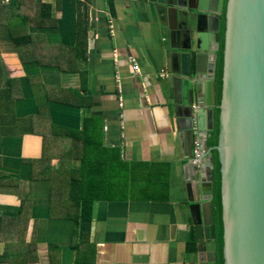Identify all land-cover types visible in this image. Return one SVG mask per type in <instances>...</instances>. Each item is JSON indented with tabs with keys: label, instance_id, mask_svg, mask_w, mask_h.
<instances>
[{
	"label": "crops",
	"instance_id": "1",
	"mask_svg": "<svg viewBox=\"0 0 264 264\" xmlns=\"http://www.w3.org/2000/svg\"><path fill=\"white\" fill-rule=\"evenodd\" d=\"M46 1L57 29L21 27L22 57L10 37L0 38V172L22 178L18 187H0L3 229L6 217L16 219L22 208L20 227H7L0 240V257L7 251L10 259L0 264H200L187 188L188 137L165 99L173 83L170 41L154 14L156 0ZM30 10L28 3L24 13ZM85 43L87 58L67 59V70L40 63L52 59L48 53ZM132 57L141 65L139 75ZM89 119L91 134H103V148L117 150L121 175L133 174L123 176L132 186L126 184V199L98 202L90 233L74 239L68 228L76 222L60 218L75 208L64 199L51 207L52 182L31 181L25 162L44 157L43 137L51 130L69 135L74 140L58 137L48 163L57 171L64 165L67 181L72 168L82 167L81 131ZM43 167L36 163L33 175L42 177Z\"/></svg>",
	"mask_w": 264,
	"mask_h": 264
},
{
	"label": "water",
	"instance_id": "2",
	"mask_svg": "<svg viewBox=\"0 0 264 264\" xmlns=\"http://www.w3.org/2000/svg\"><path fill=\"white\" fill-rule=\"evenodd\" d=\"M225 0H156L170 41L172 88L165 95L188 137L187 188L200 264H216L213 222L216 66ZM219 152L225 264H264V0H228ZM212 72V74H210ZM195 128L204 166L192 164Z\"/></svg>",
	"mask_w": 264,
	"mask_h": 264
},
{
	"label": "trees",
	"instance_id": "3",
	"mask_svg": "<svg viewBox=\"0 0 264 264\" xmlns=\"http://www.w3.org/2000/svg\"><path fill=\"white\" fill-rule=\"evenodd\" d=\"M30 3L31 10L28 14L24 13V6ZM227 6L228 0H225L224 11L221 14V41L220 48L217 52V66H216V81H217V106L215 109V129L209 133L208 138V147L209 149H214V169L212 171L213 178V200H212V214L213 222L216 229V246L217 252L213 256L216 264H225L224 256V221H223V198H222V164L220 161L219 152L216 151V148L219 146L220 141V131H221V103L223 97V84H224V64H225V41H226V29H227ZM60 25V22L52 17V3L47 2L46 0H9L8 3H5L4 0H0V38L12 39V43L15 44L18 54L22 57V46L25 44V37L19 36L20 28L30 27L40 31L47 29L52 31L57 29ZM3 29V30H2ZM51 34V33H50ZM29 40L33 38L31 33H28ZM35 39L40 38L39 36H34ZM7 42V41H5ZM81 47L79 44L72 49H67L63 53H48L52 59L50 61H40L42 64H48L56 66L61 70H67V64H65L67 59L78 60L86 59L88 54V44L85 43V46L82 44ZM23 62V58L21 59ZM53 88V87H49ZM57 89V88H54ZM71 92H74L71 90ZM75 94V92L73 93ZM57 102V101H56ZM64 102V101H63ZM73 104V103H70ZM74 105V104H73ZM81 107V106H80ZM2 118H4L2 116ZM97 122V121H96ZM93 123L92 119L86 121L84 131H81V136L84 138L83 145V164L81 169L71 170V174L68 177L67 181H63L65 178L61 177L62 175L66 176L65 166H62L60 171L54 170L53 168L49 169V164L52 161V153H57V144L58 137L63 138L65 141L74 140L69 135L58 134L57 131H50L48 135L43 138L48 141L44 148V157L40 160H27L25 165H31V181L33 180H48L52 182V196L51 200H62L65 199L72 203L75 208L74 214L65 213V217L60 219L68 220L69 217L74 219L76 225L80 228L82 227V233L88 235L90 233L94 215H95V206L98 202L101 201H117L119 199H126L128 197L127 183L130 184L131 173L129 179H124L125 186H122L120 182L121 170L122 168L117 163L119 162V154H115L113 151L110 152L103 148L102 140L103 134L96 129V135H92L90 132V126ZM33 134L34 131H32ZM36 135V134H35ZM52 142V143H51ZM51 144V146H50ZM72 145L71 142L67 143V148H70ZM48 154V155H47ZM119 157V158H118ZM44 163L45 170L40 172L42 177H37L33 175V169L36 166V163ZM24 163V160H23ZM125 168V167H124ZM131 171V170H130ZM22 178L19 175L0 172V187H12L19 186ZM67 190V195L58 194L62 193L63 190ZM22 208H20V216L15 218H8L6 220L8 223L5 225L4 229L2 224L5 219H1L0 223V240L3 238V233L5 229H10L7 227H20L22 223ZM26 235L28 234V225L25 226ZM24 236L22 233H19V237ZM35 236V229L34 234ZM34 243V242H33ZM193 251H197L196 243L194 244ZM7 251L5 255L0 257V260L10 262V259H6Z\"/></svg>",
	"mask_w": 264,
	"mask_h": 264
},
{
	"label": "built area",
	"instance_id": "4",
	"mask_svg": "<svg viewBox=\"0 0 264 264\" xmlns=\"http://www.w3.org/2000/svg\"><path fill=\"white\" fill-rule=\"evenodd\" d=\"M7 3L9 2V0H5ZM111 33L113 35L116 34V29H115V25L112 22L111 23ZM132 62L134 65V70L136 71V73L139 75L142 72L141 69V65L140 63L137 61V59L132 57ZM161 76L164 77H168L169 73L166 72V70L162 71ZM195 139L193 141V155H192V164L196 167H203L204 165V159H205V151L203 150V144H202V139L198 136V132L195 128Z\"/></svg>",
	"mask_w": 264,
	"mask_h": 264
},
{
	"label": "rangeland",
	"instance_id": "5",
	"mask_svg": "<svg viewBox=\"0 0 264 264\" xmlns=\"http://www.w3.org/2000/svg\"><path fill=\"white\" fill-rule=\"evenodd\" d=\"M4 1H5V0H4ZM7 1H8V0H7ZM5 3H7V2L5 1ZM113 152L116 154V153H117V150H113ZM132 173H133V172H132ZM134 173H135V175H137V171H135ZM125 174H126V177L129 176L128 171H123V174H122L121 176H123V175H125ZM132 175H133V174H131V176H132ZM124 179H125V177H121V178H120V182L122 183V186H123V187L125 186V181H124ZM132 183H133V181H132ZM130 184H131V182H130ZM139 185H141V181H140V180L137 181V183H135V185L132 187V188H133V189H132L133 192L136 194L135 197H140V195H139V189H140V188H139ZM131 186H132V184H131ZM127 190H128V189H127ZM58 201H60V200H55V199H54V200H51V201H50V206H51V207H53V206H54V207L58 206V203H57ZM64 201H66V200L64 199ZM67 203L72 205V203L69 202V201H68ZM66 213H67V214H72V215L74 214L73 212H66ZM70 220H71V219H70ZM72 223H73V222H72ZM71 227H72V226H71ZM68 229H69V231H75V233L77 234V235H76V234L74 233V234H75V235H74V239H75V236H76V238H77L78 236H80L81 233H82V231H83V230H82V227L79 228L78 226H77V227H72L71 229L68 228ZM83 235H85V234L83 233ZM67 238H70V235H69ZM80 238H81V237H80ZM72 251H73V249H71V248L68 249V252H72Z\"/></svg>",
	"mask_w": 264,
	"mask_h": 264
}]
</instances>
